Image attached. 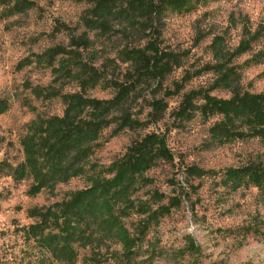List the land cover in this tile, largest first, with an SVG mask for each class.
Listing matches in <instances>:
<instances>
[{
	"label": "trees",
	"instance_id": "trees-1",
	"mask_svg": "<svg viewBox=\"0 0 264 264\" xmlns=\"http://www.w3.org/2000/svg\"><path fill=\"white\" fill-rule=\"evenodd\" d=\"M64 1L87 7L73 27L56 21L52 36H64L67 43L36 57L37 65L51 68L53 84L32 89L36 98H58L62 114L36 117L27 125L20 138L23 161L5 176L30 181L31 197L44 190L53 193L56 186L74 179L85 180V188L60 202L27 211L34 222L24 227V235L48 255L49 264H74L80 251L89 252L84 264H101L106 255L130 264L144 253L151 227L179 206L174 197L157 190L141 193L153 183L147 174L172 160L165 136L146 131L164 118L168 99L181 98L175 120L189 121L197 115L204 122L216 120L208 131L214 146L264 142V93L243 90L241 75L231 63L249 50L258 34L228 56L219 46L215 63L198 71L211 73L212 83L185 92L189 75L168 81L184 66L187 51L161 42L165 14L180 11L184 0ZM66 87L76 90L64 92ZM95 89L109 90L112 97L99 100L87 95ZM213 91L229 97L212 96ZM140 102L147 108L142 118ZM8 109L9 103L0 100V115ZM111 124L116 134L130 131L138 136L108 166L94 164L101 135ZM190 172L206 175L197 169ZM222 178L230 192L251 187L264 198V160H248L225 170ZM187 248L195 251L193 243Z\"/></svg>",
	"mask_w": 264,
	"mask_h": 264
},
{
	"label": "rangeland",
	"instance_id": "rangeland-1",
	"mask_svg": "<svg viewBox=\"0 0 264 264\" xmlns=\"http://www.w3.org/2000/svg\"><path fill=\"white\" fill-rule=\"evenodd\" d=\"M184 2V8L169 11L162 20V45L187 51L184 66L168 83L189 75L185 92L206 88L214 76L199 75L198 71L215 63V50L220 46L228 56L250 35L258 34L249 50L232 58L231 63L241 75L243 90L264 93V0ZM86 7L64 0H0V100L9 103V109L0 115V264H49L48 255L24 235V227L34 222L27 211L60 202L87 186L84 179H74L56 186L53 193L44 190L31 197L27 193L30 181L5 176L23 161L20 138L27 125L36 117L62 114L58 98H36L32 92L52 85L55 78L51 68L36 64V57L56 45H65L67 38L52 36L56 21L73 27ZM75 90L66 87L64 92ZM87 95L99 100L112 97L109 90L100 89ZM211 95L229 97L224 91ZM180 100L168 99L164 118L146 129L165 136L172 160L147 174L153 183L141 192L145 195L150 189L157 190L174 197L179 206L151 227L144 253L130 264H264V198L255 188L230 192L221 183L225 170L248 160H264V142L246 140L214 146L208 131L216 120L204 122L198 115L189 121L175 120ZM140 107L142 118L147 108L143 102ZM137 136L138 132L130 131L116 134L111 124L101 135L93 163L108 166ZM192 169L206 175L193 176ZM189 243L194 244V252L188 251ZM88 254L80 251L74 264H84ZM100 260L101 264H127L110 255Z\"/></svg>",
	"mask_w": 264,
	"mask_h": 264
}]
</instances>
